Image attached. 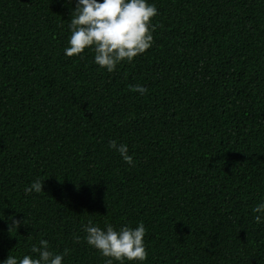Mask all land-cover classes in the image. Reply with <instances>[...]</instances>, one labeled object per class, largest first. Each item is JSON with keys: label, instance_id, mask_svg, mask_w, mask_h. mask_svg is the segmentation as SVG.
I'll return each mask as SVG.
<instances>
[{"label": "trees", "instance_id": "obj_1", "mask_svg": "<svg viewBox=\"0 0 264 264\" xmlns=\"http://www.w3.org/2000/svg\"><path fill=\"white\" fill-rule=\"evenodd\" d=\"M149 2L151 47L108 72L64 55L73 0H0V260L104 264L91 220L142 222L143 264H264V0Z\"/></svg>", "mask_w": 264, "mask_h": 264}, {"label": "clouds", "instance_id": "obj_2", "mask_svg": "<svg viewBox=\"0 0 264 264\" xmlns=\"http://www.w3.org/2000/svg\"><path fill=\"white\" fill-rule=\"evenodd\" d=\"M71 19L68 24L70 36L64 48L65 56L82 54L85 49L94 53L93 63L100 68L112 72L124 62H131L134 57L143 54L152 45L151 19L157 14L154 3L149 0H73ZM137 93L143 95L146 89L136 85ZM109 148L119 153L121 159L131 165L133 157L128 153L126 144L109 141ZM42 183L33 180L24 188L25 193H40ZM251 211L256 213L253 220L257 223L264 219V201L258 202ZM14 226L19 221H12ZM85 242L96 249L105 258L104 264H143L146 260L144 235L146 232L142 222L135 227L121 226L114 229L111 224L104 228L95 225L91 220L82 226ZM76 239H79L77 237ZM39 247L30 246V254L21 256L9 254L0 264H63L68 254L49 250L48 241L40 239Z\"/></svg>", "mask_w": 264, "mask_h": 264}]
</instances>
